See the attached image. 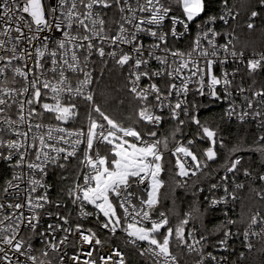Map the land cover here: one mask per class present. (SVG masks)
Segmentation results:
<instances>
[{
	"label": "snow or ice",
	"instance_id": "snow-or-ice-1",
	"mask_svg": "<svg viewBox=\"0 0 264 264\" xmlns=\"http://www.w3.org/2000/svg\"><path fill=\"white\" fill-rule=\"evenodd\" d=\"M0 264H264V0H0Z\"/></svg>",
	"mask_w": 264,
	"mask_h": 264
},
{
	"label": "trees",
	"instance_id": "trees-1",
	"mask_svg": "<svg viewBox=\"0 0 264 264\" xmlns=\"http://www.w3.org/2000/svg\"><path fill=\"white\" fill-rule=\"evenodd\" d=\"M221 108L220 107H211L210 109H206L203 112V116L209 120L213 119L214 117H218L219 114L221 113ZM237 132L236 126L232 125L230 127H227L225 129V135H233Z\"/></svg>",
	"mask_w": 264,
	"mask_h": 264
},
{
	"label": "built area",
	"instance_id": "built-area-1",
	"mask_svg": "<svg viewBox=\"0 0 264 264\" xmlns=\"http://www.w3.org/2000/svg\"><path fill=\"white\" fill-rule=\"evenodd\" d=\"M212 107H220V108H221V110H222V108H223V105H214V106H212Z\"/></svg>",
	"mask_w": 264,
	"mask_h": 264
}]
</instances>
